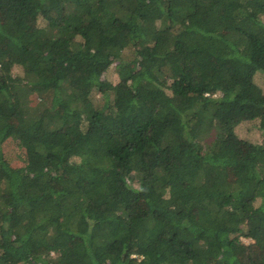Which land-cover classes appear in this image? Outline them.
<instances>
[{
    "label": "trees",
    "instance_id": "trees-1",
    "mask_svg": "<svg viewBox=\"0 0 264 264\" xmlns=\"http://www.w3.org/2000/svg\"><path fill=\"white\" fill-rule=\"evenodd\" d=\"M0 12V264H264V0Z\"/></svg>",
    "mask_w": 264,
    "mask_h": 264
},
{
    "label": "rangeland",
    "instance_id": "rangeland-1",
    "mask_svg": "<svg viewBox=\"0 0 264 264\" xmlns=\"http://www.w3.org/2000/svg\"><path fill=\"white\" fill-rule=\"evenodd\" d=\"M7 19H8V17L5 14H2V12H0V24L4 23ZM262 86H264V83ZM245 134H246L245 138H250L252 140V141H250V140H248V141L253 142V143H256V142L257 143H263V138L261 136V132L259 130H257V128H256V130L254 129V130L247 131V132H245ZM240 135H242V132H240ZM231 146L233 147V150H235L236 153L237 152L238 153L244 152L242 150V148H235V145L233 142H231ZM241 240L245 245L250 246V252H248V253L251 256V258H253V260H257V261H263L264 260V252H261V251L257 250L256 248L251 247L252 244H251L250 239L242 238Z\"/></svg>",
    "mask_w": 264,
    "mask_h": 264
}]
</instances>
